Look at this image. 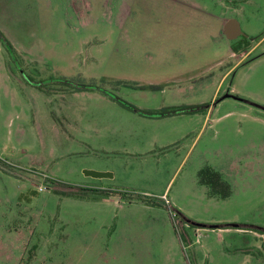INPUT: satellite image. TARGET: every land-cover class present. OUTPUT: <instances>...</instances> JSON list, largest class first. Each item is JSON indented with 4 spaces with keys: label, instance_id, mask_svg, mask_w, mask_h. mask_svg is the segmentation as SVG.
Returning a JSON list of instances; mask_svg holds the SVG:
<instances>
[{
    "label": "rangeland",
    "instance_id": "374dc122",
    "mask_svg": "<svg viewBox=\"0 0 264 264\" xmlns=\"http://www.w3.org/2000/svg\"><path fill=\"white\" fill-rule=\"evenodd\" d=\"M200 2L0 0V34L15 49L10 57L0 40V264H264V0ZM231 19L242 29L234 41ZM243 40L249 47L234 53ZM194 43L200 55L187 51L179 66L127 57ZM171 77L195 78L182 86L199 89L211 115L169 186L177 162L71 142L74 92L98 87L132 102L170 93L176 85L161 81ZM205 142L214 167L196 161ZM221 150L231 152L228 171L215 169ZM100 168H110L109 191L87 187L99 180L85 171ZM207 168L219 181L206 196L196 180Z\"/></svg>",
    "mask_w": 264,
    "mask_h": 264
},
{
    "label": "crops",
    "instance_id": "0c3cea01",
    "mask_svg": "<svg viewBox=\"0 0 264 264\" xmlns=\"http://www.w3.org/2000/svg\"><path fill=\"white\" fill-rule=\"evenodd\" d=\"M178 1L184 5L189 4L197 9H201V6L199 5L201 3L200 0ZM203 1L207 0H202V2ZM200 47L204 46L199 44L196 45L195 43L178 47L164 46L161 47L162 50L160 53L153 52L160 50L158 48L154 50L152 49L151 51L131 48L128 49L127 57L129 60L134 61L142 59V61H145V64H151L152 66L153 64L162 62L163 58L165 59V62H167L166 64H177L179 66V64L185 63V60L191 59L186 55L187 51L197 52L196 57H198L200 55ZM207 52L208 54L211 52L215 53L216 50L212 49L211 51V49H208L202 54H207ZM225 76H222L221 81ZM128 79L131 82L140 83L139 80L134 77H128ZM193 80H195V78L189 77L187 80H185L184 77H182V79L178 77L167 78L166 80L161 81V83L164 82L168 86L171 84L176 85L171 88L170 93L161 90L162 88L159 87L160 93H158V95L155 91H142L138 98L137 96L133 98L134 101L123 102V104L116 101L113 94L110 93L82 92L76 94V96H81L82 98H80V101L79 99L75 100L79 104L80 115H76L75 112H77V110H73V118L71 117V119L68 116L71 119V122L75 124L76 128L73 130L76 134L70 136L71 142H80L88 148L93 147L97 150H108L127 156H162L166 158V166L177 162V170H175L174 176L169 179V186L179 172L181 166L193 156L207 130V123L210 120L211 107L208 106L209 108H207L206 103L199 102L201 101V98L199 97L201 93L200 90L192 88L194 86H189V91H186L182 86L185 81L190 84ZM144 83L159 85L153 83L151 79H148ZM82 99L85 100L83 101V104ZM186 99L193 102L186 104V102H184ZM195 100L197 102H195ZM86 104L87 106L85 110L84 108L82 109L81 107H84ZM167 108L181 109V111L165 116L154 117L143 114L144 112H156ZM201 113L204 115H201ZM204 146L205 148L203 150L205 151L199 153V155L195 157L196 161L198 162L199 167L206 165L213 166L207 162L204 157L206 153L212 151L210 145L205 142ZM212 152L215 153L216 151ZM220 154L225 161L222 164V168L215 166V169H219L222 172L223 170L228 171L233 163L231 160V152L221 150ZM167 168L168 167H166V169L164 168V171L161 173L162 177H164ZM98 170L109 172L110 168H100ZM104 179L107 178L97 179L99 180L98 183H94L92 186L87 187H94L100 190L108 189L102 184V180ZM220 184L222 185V188L219 187L220 189L218 191L215 190L216 192H213L214 190L211 191L213 196H218L219 192L221 193V189L226 188L223 183ZM214 185L216 186V184H212L210 180L203 183L198 179L196 180V186L198 190H200L201 195L203 194L202 192H204L207 196L208 192H210L211 186ZM161 196L162 199L166 197L165 194H162ZM206 198H208L209 201H212L211 196Z\"/></svg>",
    "mask_w": 264,
    "mask_h": 264
},
{
    "label": "trees",
    "instance_id": "16d2710c",
    "mask_svg": "<svg viewBox=\"0 0 264 264\" xmlns=\"http://www.w3.org/2000/svg\"><path fill=\"white\" fill-rule=\"evenodd\" d=\"M0 40L3 44V46L6 47L7 49V52L8 54L10 55V57L12 56L13 52H15V49L14 47L12 46V44L10 43V41L3 35L0 34ZM244 44H247L248 47H249V44L247 42V40H243V41H240V42H237L235 46L232 47V51L235 53V52H239L241 50V47L244 46ZM82 92H101V93H108V91H105V90H100L98 87L96 88H91V89H84V90H80L78 92H74V94H80ZM113 97L116 99V97L113 95ZM119 102L121 104H123L122 101L119 100ZM181 109H175V108H167V109H163L162 111L160 112H144L143 114L146 115V116H150V117H154V116H165V115H169V114H172V113H176V112H180ZM209 175L211 178L209 179L211 182H214V181H219V177L217 176V174L213 171H211L209 168L207 169H204L200 172V178H199V181L200 182H206V178L205 176ZM72 189V188H70ZM79 191H84V189H78ZM69 193V192H68ZM101 193L103 195H107V196H111L113 193L111 192H106V191H101ZM71 194V193H70ZM73 194V193H72ZM75 194V193H74ZM73 194V195H74ZM78 194V193H76Z\"/></svg>",
    "mask_w": 264,
    "mask_h": 264
},
{
    "label": "water",
    "instance_id": "95a60500",
    "mask_svg": "<svg viewBox=\"0 0 264 264\" xmlns=\"http://www.w3.org/2000/svg\"><path fill=\"white\" fill-rule=\"evenodd\" d=\"M224 33L226 37L231 41L238 39L240 36H242V29L240 23L235 19L229 20L224 27ZM85 175L96 179L108 178L112 176L110 173L107 172H99L93 170H86Z\"/></svg>",
    "mask_w": 264,
    "mask_h": 264
}]
</instances>
